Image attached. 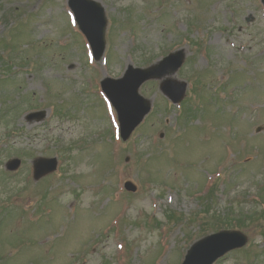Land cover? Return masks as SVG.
<instances>
[{"label": "rangeland", "instance_id": "obj_1", "mask_svg": "<svg viewBox=\"0 0 264 264\" xmlns=\"http://www.w3.org/2000/svg\"><path fill=\"white\" fill-rule=\"evenodd\" d=\"M97 1L107 39L92 61L67 0H0V264H179L221 216L247 218V244L214 264H264L260 0ZM179 48L183 100L144 83L150 113L115 137L101 80ZM33 108L42 121L25 120ZM37 156L59 164L35 182ZM11 157L22 164L7 172Z\"/></svg>", "mask_w": 264, "mask_h": 264}, {"label": "water", "instance_id": "obj_2", "mask_svg": "<svg viewBox=\"0 0 264 264\" xmlns=\"http://www.w3.org/2000/svg\"><path fill=\"white\" fill-rule=\"evenodd\" d=\"M264 4V0H262ZM68 5L73 10L78 25L91 43L94 55L98 59L104 50V31L106 17L103 7L95 0H68ZM183 51L179 50L164 58L159 66L146 69L134 68L129 65L124 75L119 79H105L102 87L115 106L120 121L121 135L126 140L132 130L141 122L151 107V102L142 97L138 90L140 85L150 78H160L166 74H172L181 65ZM186 84H176L165 80L162 83V91L173 101L181 100ZM44 117V112L31 114L29 117ZM20 164L19 159L9 160L6 167L15 170ZM56 158H37L33 162L34 179L52 172L56 169ZM125 188L135 191L136 186L130 181L125 183ZM246 242V236L238 231H220L210 234L195 242L188 250L182 264H212L217 258L227 251L240 247Z\"/></svg>", "mask_w": 264, "mask_h": 264}, {"label": "trees", "instance_id": "obj_3", "mask_svg": "<svg viewBox=\"0 0 264 264\" xmlns=\"http://www.w3.org/2000/svg\"><path fill=\"white\" fill-rule=\"evenodd\" d=\"M235 223L237 226H240L241 223H242V220L241 219H238V220H235ZM215 225H217V228H223L224 226L225 227H228V225H232L230 220H227V219H224V220H220V219H217L215 220Z\"/></svg>", "mask_w": 264, "mask_h": 264}]
</instances>
